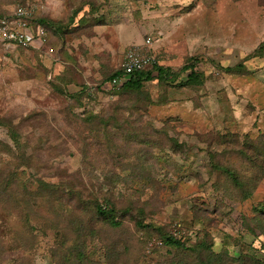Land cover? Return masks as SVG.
<instances>
[{"label": "rangeland", "instance_id": "obj_1", "mask_svg": "<svg viewBox=\"0 0 264 264\" xmlns=\"http://www.w3.org/2000/svg\"><path fill=\"white\" fill-rule=\"evenodd\" d=\"M20 7L48 35L0 48V264H264V0ZM131 48L167 80L106 90Z\"/></svg>", "mask_w": 264, "mask_h": 264}, {"label": "built area", "instance_id": "obj_2", "mask_svg": "<svg viewBox=\"0 0 264 264\" xmlns=\"http://www.w3.org/2000/svg\"><path fill=\"white\" fill-rule=\"evenodd\" d=\"M31 12L23 7L15 9L13 15L0 19V48L4 51L11 49L39 48L44 45L47 31L40 25L33 26L28 23ZM37 41L38 46L35 42ZM145 43L149 44V40ZM154 58L149 54H143L140 48H131L123 56L120 68L123 72L104 83L106 90L119 89L129 81L133 74H142L150 70L154 64Z\"/></svg>", "mask_w": 264, "mask_h": 264}, {"label": "trees", "instance_id": "obj_3", "mask_svg": "<svg viewBox=\"0 0 264 264\" xmlns=\"http://www.w3.org/2000/svg\"><path fill=\"white\" fill-rule=\"evenodd\" d=\"M8 15L9 14L0 13V19L3 17H7ZM44 22H45L44 20H35L34 19L33 23H31V22L30 23L33 26L40 25L43 28H45L44 24H43ZM45 30L47 31L46 28H45ZM46 40H47V38H46ZM46 40H45V42H46ZM16 50L17 51L23 50V48H16ZM253 56H255V55H253ZM167 70H168V68L160 67L156 64V62H154L153 67L148 72H145V73H142L139 75L133 74L131 76V78L129 79V81L120 87V90L121 89H124L126 91L136 90L137 88L142 87L141 84L143 81L144 82L149 81V80H157L158 82L165 81V80H167V77L165 76ZM122 72H123V70L119 67V69L114 74H112L109 78L101 81L100 85L103 83L109 82L110 80H112V78L120 75ZM155 73H156V78L154 77ZM186 78H187V82L189 84L193 81L194 78L195 79L197 78V74H194V72H190L189 74H187ZM100 85H99V87H100ZM14 142L17 145L16 139ZM263 152H264V149H263ZM113 202H114V200L112 198H109L106 200L105 206H102L100 204H97V201L94 200L91 202V205L89 206V212L93 217H95L98 220L109 225V227L116 229V228L122 226L123 220L120 219V217L118 215V211L114 207L117 205L114 204ZM84 206H85V204L83 205V207ZM124 213H125V211L121 213V216H123ZM91 221H92V219H91ZM137 226H139L143 229V228H145L146 225H142V224L138 225V223H137ZM161 240H163V244L167 247H175V248H178L182 251H186V247L184 246V243H182L180 240H177L173 237H165V236H163V238ZM201 264H204V263H201Z\"/></svg>", "mask_w": 264, "mask_h": 264}, {"label": "crops", "instance_id": "obj_4", "mask_svg": "<svg viewBox=\"0 0 264 264\" xmlns=\"http://www.w3.org/2000/svg\"><path fill=\"white\" fill-rule=\"evenodd\" d=\"M35 43H36V44H35L36 46L40 45V44L37 43V41H36ZM42 47H44V45L41 46V47H39L38 49H42ZM46 51H47V49H46ZM48 51H49V50H48Z\"/></svg>", "mask_w": 264, "mask_h": 264}]
</instances>
